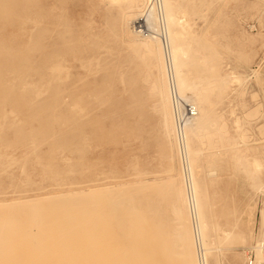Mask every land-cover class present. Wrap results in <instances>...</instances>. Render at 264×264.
<instances>
[{
    "label": "rangeland",
    "instance_id": "374dc122",
    "mask_svg": "<svg viewBox=\"0 0 264 264\" xmlns=\"http://www.w3.org/2000/svg\"><path fill=\"white\" fill-rule=\"evenodd\" d=\"M150 1L0 0V264H185L186 217L200 263L194 208L174 211L191 182L176 112L193 104L168 107L172 68L132 52L142 39L130 28ZM173 4L186 17L175 27L189 53L181 77L198 92L220 84L208 99L223 135L214 127L209 149L194 139L190 156L207 264H264V0ZM144 182L157 191L136 194ZM120 187L131 196L116 197Z\"/></svg>",
    "mask_w": 264,
    "mask_h": 264
},
{
    "label": "bare ground",
    "instance_id": "6f19581e",
    "mask_svg": "<svg viewBox=\"0 0 264 264\" xmlns=\"http://www.w3.org/2000/svg\"><path fill=\"white\" fill-rule=\"evenodd\" d=\"M115 2H124L127 5H130V8H133L135 6H138L137 3H139V0H113ZM174 0H151L150 2H152L149 5V9L148 12L146 14V21H147V26L154 32L155 34H158L163 27H165V31H164V39L161 35H155L156 38H154L155 36H151V37H147V38H143L138 36L137 34H135V32L133 30L130 31L131 33L135 34L136 36H138V38L140 37L142 41L140 44H138L137 46H135L132 50L133 54L135 57H140L143 56L145 57V59L147 61H151L153 59V57L157 56L158 58V65L160 70H162V72L164 73V68L166 66V61L169 64V68H172V71L174 73V79H175V85H176V97L173 94V102L171 101V94L169 95L167 86L164 88L163 90V96H164V100L165 103L168 107L171 108V103L172 106L174 105L173 103L178 102L179 99L181 98H185L184 100H187L188 102H191L193 104V106L195 107L196 110V115L190 118H186L183 122V124H185L187 130H186V134L182 136L181 139V145L183 151L185 152V161L187 163V168L189 169L188 172V176H189V180H191L190 182V187H189V183H188V188L187 190L180 188L177 191L174 192V197H178V203H176V201L174 203L178 204L175 207V213L176 214H180V208H179V204H181L184 207V204L186 203V206L188 205V210L190 209L189 207H193L194 208V215H192L194 218H192L194 220V228L196 226V240H198V243L200 245V248L197 247V249L199 250V252L197 251V254L199 253V260L201 264H207V252L209 254V250L210 248H208L209 244H208V234H209V227L207 224V220H206V216H205V200L203 201V198L200 196V194L198 193V185L196 183V178L194 176V167H192V160L190 159V156H193L195 154L196 151H194L192 149V142L195 139L196 141L200 142L202 147H204L205 145H207V149L208 146L214 147L216 148V145H218L217 143L219 142V140L216 139L217 137V133L220 134V129L218 130L216 127V122L215 120L212 121L214 119H211V113H212V103L209 101L208 99V95L212 94V92L214 91V88L219 87V85H215L212 88L208 87V89L203 88L201 91H196L197 86L201 84V82L199 80L194 81V82H189L186 79L181 77V73L184 67V59L189 56L188 51L183 48L182 46V42L185 38H181L179 33L176 31L175 27L177 24L179 25H185L183 23L186 22V17L184 15V10L182 11L181 7H178L176 4H173ZM146 2H149V0H146ZM177 2V1H176ZM144 3V1H143ZM157 3V4H156ZM188 3V2H187ZM114 5V4H113ZM110 6V5H109ZM136 8V7H135ZM139 8V6L137 7V9ZM145 8H148L147 6ZM136 10V9H135ZM144 10V9H143ZM133 12V11H132ZM144 11H142L143 13ZM141 13V14H142ZM186 13V12H185ZM138 13H129L126 20L128 22H130L132 24V22L135 20V18L138 16ZM181 16V17H180ZM178 25V26H179ZM182 25L180 26V28H182L181 30H183ZM128 27V26H127ZM188 29V28H187ZM186 29V30H187ZM126 30V29H125ZM127 31V30H126ZM182 32V31H181ZM187 32V31H186ZM185 33V31L183 32ZM189 34V32H188ZM188 34H186L188 36ZM185 35V36H186ZM190 37V36H189ZM186 37V38H189ZM163 42H161V41ZM186 40V39H185ZM190 41V39H189ZM184 44V43H183ZM164 47V51L165 54L163 53V48ZM186 47V46H185ZM189 48V47H188ZM166 55V56H165ZM216 55V54H215ZM167 57V59H166ZM155 60V59H154ZM164 75V74H163ZM217 75V74H216ZM215 76V75H214ZM246 76V75H245ZM228 77L230 79L229 76H225ZM233 77V76H232ZM235 77V76H234ZM244 77V76H243ZM214 79V78H213ZM221 79V78H220ZM224 79V78H223ZM250 79V78H249ZM244 80V79H243ZM221 81V80H220ZM219 81V82H220ZM230 82V81H229ZM235 82V81H234ZM240 83V79L236 78V83ZM242 82V81H241ZM245 82V80H244ZM232 83V82H231ZM237 83V84H238ZM166 85V84H165ZM214 85V83H213ZM239 85V84H238ZM209 89H211V91H209ZM237 89V88H236ZM39 93V92H38ZM38 95V94H37ZM36 97V96H35ZM171 101V102H170ZM233 103V102H232ZM219 105V104H218ZM217 106V105H216ZM215 106V107H216ZM214 107V108H215ZM231 115V114H230ZM219 116V115H218ZM176 117L178 120H181V118H183V114L180 110H178L176 112ZM175 117V118H176ZM174 118V119H175ZM15 120V119H14ZM13 120V121H14ZM217 120V119H216ZM17 121V120H16ZM173 121V118H172ZM259 121V120H258ZM174 122H172L171 124V129H170V133H174ZM218 130V132H211V130ZM227 127V126H226ZM221 129H225L223 127H220ZM240 128V127H239ZM226 134V133H225ZM223 135V134H220ZM219 135V136H220ZM240 135V134H239ZM246 138V137H245ZM245 138H243L245 140ZM235 139V138H234ZM221 140V139H220ZM230 140V139H228ZM236 140V139H235ZM221 142V141H220ZM220 144H223V142H221ZM229 144V143H228ZM243 144V143H242ZM245 144V143H244ZM223 146V145H221ZM234 146V145H233ZM232 147V146H231ZM225 148V147H224ZM213 149V148H212ZM223 149V148H222ZM207 151V150H206ZM211 151V150H210ZM201 153V152H199ZM218 153V152H217ZM198 154V152H197ZM214 156H217V154H213ZM221 156V155H220ZM213 157V156H212ZM36 159V158H35ZM38 159V158H37ZM254 162H253V169L254 171H258L261 168V164L258 160H256L255 158ZM236 161L241 160L240 157L236 156L235 157ZM40 161V160H39ZM244 161H247L244 160ZM7 162V161H5ZM11 162V161H9ZM8 162V163H9ZM18 163V162H17ZM238 163V162H237ZM248 163V162H247ZM190 164V165H189ZM16 165V164H14ZM12 165V166H14ZM2 166V165H1ZM0 166V167H1ZM4 166V165H3ZM249 166V165H248ZM10 167V165H9ZM251 167V166H250ZM246 168V167H245ZM263 168V167H262ZM22 169V168H21ZM4 170V169H3ZM183 170V169H182ZM244 170V169H243ZM5 171V170H4ZM184 172V171H183ZM245 172V171H244ZM252 171H250L249 173H251ZM1 173V172H0ZM215 173V172H214ZM260 173V172H259ZM257 175V173H256ZM252 176V174H251ZM254 176V173H253ZM237 178V177H236ZM172 179V178H171ZM174 179V178H173ZM152 183V182H151ZM149 183V184H151ZM156 183V181L154 182ZM162 183V182H161ZM187 184V183H186ZM141 186L136 190V194H145L147 192H156L157 191V187L155 185H147L145 184H140ZM163 185V184H162ZM256 184H254L255 186ZM137 186V185H136ZM159 186V185H158ZM161 186V185H160ZM258 185H256L255 188H257ZM124 187V186H122ZM122 187H120V191H119V195L116 197H128L131 196V194H127L128 190L126 191L124 188L122 189ZM105 190V189H104ZM98 191V190H96ZM126 191V193H125ZM161 191V190H160ZM135 192V191H134ZM91 193V192H90ZM89 193V194H90ZM97 193V192H95ZM127 195H125V194ZM88 194V193H87ZM88 194V195H89ZM135 194V195H136ZM207 194V193H206ZM75 195V194H74ZM78 195V194H77ZM75 195V196H77ZM84 195V194H82ZM70 196V195H69ZM79 196V195H78ZM59 197V196H58ZM62 197V196H61ZM66 197V196H65ZM71 197V196H70ZM74 197V196H73ZM103 197H112L110 195H103ZM51 199V198H50ZM57 199V198H56ZM59 199V198H58ZM119 199V198H118ZM42 200V199H41ZM48 200V199H47ZM55 200V199H54ZM120 200V199H119ZM114 201V199H113ZM40 202V201H39ZM30 203V202H28ZM111 203V202H110ZM147 203V202H146ZM121 204V203H120ZM191 204V205H190ZM11 205V204H10ZM17 205V204H16ZM28 205V204H27ZM8 206V205H7ZM174 207V205H173ZM66 208V207H65ZM64 208V209H65ZM191 208V209H193ZM174 209V208H173ZM185 209V207L183 208ZM37 210V209H36ZM100 210V209H99ZM183 212V210H182ZM98 213V212H97ZM158 213V212H157ZM160 213V212H159ZM174 213V214H175ZM192 213V214H193ZM245 213V212H244ZM143 214V213H142ZM173 214V215H174ZM178 214V215H179ZM183 214V213H182ZM96 215V214H95ZM144 215V214H143ZM184 215V214H183ZM133 216V215H132ZM140 216V215H139ZM135 217V216H134ZM178 217V216H177ZM185 217V216H184ZM91 218V217H90ZM116 218V217H115ZM185 219V218H184ZM177 220L175 218V221H181V223L183 222L182 220ZM145 220V219H143ZM151 220V219H150ZM154 220V219H153ZM86 221V220H85ZM99 221V220H98ZM146 221V220H145ZM186 221V222H185ZM182 224H179L180 226H177V228L179 227V230L177 231V238L178 240L183 242V249H181L182 251H184V253L182 252V255L184 256V263L185 264H192L193 261L195 260V249L193 246V243L191 242V239L189 238V233H188V227H187V217ZM143 222V221H142ZM148 222V221H146ZM146 222L145 225L147 224ZM173 222V221H172ZM139 223V222H138ZM160 223V222H159ZM180 223V222H179ZM196 224V225H195ZM3 225V224H2ZM1 225V226H2ZM85 225V224H84ZM130 225V224H129ZM144 225V226H145ZM148 225V224H147ZM164 225V224H163ZM133 226V225H132ZM193 226V225H192ZM130 228V227H129ZM136 228V227H135ZM162 228V227H161ZM37 229V228H36ZM132 229V227H131ZM139 228H137L138 230ZM168 229V227H167ZM2 230V229H1ZM141 230V229H140ZM148 230V229H145ZM160 230V229H159ZM195 230V229H194ZM36 231V230H35ZM58 231V230H57ZM154 231V230H153ZM168 231V230H167ZM66 232V231H65ZM139 232V230H138ZM144 232V231H143ZM149 232V231H148ZM163 232V230H162ZM194 232V231H193ZM224 232V231H222ZM151 233V232H150ZM226 233V232H224ZM139 234V233H138ZM142 234V233H141ZM140 234V235H141ZM157 234V233H155ZM1 235V234H0ZM125 235V234H124ZM132 235V234H131ZM159 235V234H158ZM127 236H130L129 234ZM126 236V237H127ZM51 238V237H50ZM131 238V237H130ZM158 239V237H157ZM135 240V239H134ZM159 240V239H158ZM157 240V242H158ZM211 241V240H210ZM4 242V241H3ZM57 242V241H56ZM154 242V241H153ZM181 242V243H182ZM59 244V243H58ZM53 246V245H52ZM51 246V247H52ZM64 247V246H63ZM127 247V246H126ZM3 248V247H2ZM89 249V248H88ZM127 249V248H126ZM196 249V250H197ZM218 249V248H217ZM48 250V249H47ZM131 250V249H130ZM136 250V249H135ZM201 250V251H200ZM205 251V252H204ZM167 252V251H166ZM169 252V251H168ZM16 253V252H15ZM73 253V252H72ZM126 253V252H125ZM131 253V252H130ZM75 254V253H74ZM135 254V253H134ZM178 254V253H177ZM41 255V254H40ZM78 255V254H77ZM132 255V254H131ZM138 255V254H137ZM181 255V256H182ZM136 256V255H135ZM198 256V255H197ZM198 256V257H199ZM60 257V256H59ZM82 257V256H81ZM170 257V256H169ZM58 258V257H57ZM183 259V258H182ZM88 260V259H87ZM168 260V259H167ZM198 260V259H197ZM91 261V260H90ZM93 261V260H92ZM8 262V261H7ZM33 262V261H32ZM173 262V261H172ZM195 262V261H194ZM178 263V262H177ZM199 263V264H200ZM150 264V263H149ZM174 264V263H173ZM196 264V263H195Z\"/></svg>",
    "mask_w": 264,
    "mask_h": 264
},
{
    "label": "built area",
    "instance_id": "2783aa9c",
    "mask_svg": "<svg viewBox=\"0 0 264 264\" xmlns=\"http://www.w3.org/2000/svg\"><path fill=\"white\" fill-rule=\"evenodd\" d=\"M147 12H148V10L145 11L144 13H142L140 15V17L137 18L132 24V30L135 32V34H137L138 36L143 37V38H147V37H151V36L153 37L155 35H158V34L154 35V32L147 26V21H146ZM159 35H161L163 37V39L165 38L164 34H159ZM174 96L176 97V93H174ZM195 115H196V110H195V107L193 105H188L184 109V115H183L184 117L190 118V117H193Z\"/></svg>",
    "mask_w": 264,
    "mask_h": 264
}]
</instances>
